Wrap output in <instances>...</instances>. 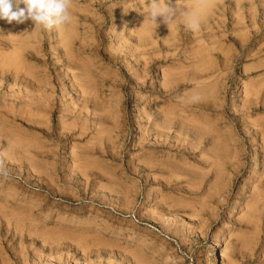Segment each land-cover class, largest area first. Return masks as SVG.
Segmentation results:
<instances>
[{
	"label": "rangeland",
	"instance_id": "1",
	"mask_svg": "<svg viewBox=\"0 0 264 264\" xmlns=\"http://www.w3.org/2000/svg\"><path fill=\"white\" fill-rule=\"evenodd\" d=\"M151 3L0 20V264H264V0Z\"/></svg>",
	"mask_w": 264,
	"mask_h": 264
},
{
	"label": "clouds",
	"instance_id": "2",
	"mask_svg": "<svg viewBox=\"0 0 264 264\" xmlns=\"http://www.w3.org/2000/svg\"><path fill=\"white\" fill-rule=\"evenodd\" d=\"M20 4H24L25 7L20 8ZM70 6L71 0H0V20H5L9 24L13 22L24 24L30 20L35 26L51 30L72 22ZM177 11L178 9L170 3V0L163 5L159 3V0H152L150 10L145 14L157 28L158 20L168 25L173 21ZM181 15L189 29L193 31L199 29L200 22L195 13L185 11L181 12ZM192 99L195 101L199 97L194 96ZM0 177L6 180L11 179L10 173L3 166H0Z\"/></svg>",
	"mask_w": 264,
	"mask_h": 264
},
{
	"label": "bare ground",
	"instance_id": "3",
	"mask_svg": "<svg viewBox=\"0 0 264 264\" xmlns=\"http://www.w3.org/2000/svg\"><path fill=\"white\" fill-rule=\"evenodd\" d=\"M199 1V0H198ZM204 1V0H203ZM206 1V0H205ZM213 9V8H212ZM194 10V9H193ZM192 10V11H193ZM201 10V9H200ZM197 11V10H196ZM193 13H195V12H193ZM197 13V12H196ZM200 13V12H199ZM208 14V13H207ZM210 15V14H209ZM215 15V14H214ZM212 18H214V17H212ZM173 26V25H172ZM171 30V29H170ZM173 32V31H172ZM147 33H146V35H145V38L147 37ZM152 35V34H151ZM153 36V35H152ZM144 37V36H143ZM133 49H135V48H133ZM141 49V48H140ZM145 49V48H144ZM217 51H219V50H217ZM15 54V53H14ZM126 55V54H125ZM129 55V54H128ZM16 57H14L11 61H12V64H14L16 61H18V54H16L15 55ZM129 57V56H128ZM131 58V57H130ZM136 59V58H135ZM118 62V61H117ZM137 62V61H136ZM78 64V63H77ZM143 66V65H142ZM145 66V65H144ZM130 67V66H129ZM120 69V68H119ZM131 71V70H130ZM121 72H122V70H121ZM209 72V71H208ZM204 73V72H203ZM11 74V73H10ZM178 76H179V74H178ZM147 77V76H146ZM37 79V78H36ZM174 79V78H173ZM29 80V79H28ZM167 80V79H166ZM14 81V80H13ZM31 81V80H30ZM135 81V80H134ZM133 81V82H134ZM173 81V80H172ZM208 81V80H207ZM11 82V81H10ZM51 83V82H50ZM136 83V82H135ZM76 84V83H75ZM213 84V83H212ZM77 85H79V84H77ZM197 85V84H196ZM214 85V84H213ZM50 86V85H49ZM91 86V85H90ZM19 87V86H18ZM23 87V86H22ZM77 87V86H76ZM164 88V87H163ZM45 89V88H44ZM48 89V88H47ZM96 89V88H95ZM23 91V90H22ZM92 91V90H91ZM97 92V91H96ZM216 94V93H215ZM27 97V96H26ZM95 97V96H94ZM208 97V96H207ZM37 98V97H36ZM209 98V97H208ZM211 98V97H210ZM81 99V98H80ZM79 99V100H80ZM203 99H204V97H203ZM206 101V100H205ZM214 101H215V99H214ZM196 102V101H195ZM191 103V102H190ZM189 103V104H190ZM183 104V103H182ZM192 104V103H191ZM242 104V103H241ZM175 105V104H174ZM168 106V105H167ZM166 106V107H167ZM177 107V106H176ZM178 108H180V107H178ZM177 108V109H178ZM169 108H167V110H168ZM174 109H176L175 107H174ZM176 109V110H177ZM183 109V108H182ZM199 109V108H198ZM173 109H171V111H172ZM179 110V109H178ZM181 110V109H180ZM196 110V109H195ZM204 110V109H203ZM202 110V111H203ZM207 110V109H206ZM186 111V110H185ZM185 111H182V113L183 112H185ZM33 112V111H32ZM196 112V111H195ZM27 113V112H26ZM25 113V114H26ZM29 113V112H28ZM177 113V112H176ZM178 113H180V112H178ZM211 113V112H210ZM34 114V113H33ZM80 114V113H79ZM189 114V113H188ZM190 114H191V111H190ZM20 115V114H19ZM83 115V114H82ZM169 115V114H168ZM77 116V115H76ZM172 116V115H171ZM191 116H194L193 114H191ZM197 116H199L198 114H197ZM8 117V116H7ZM10 117V116H9ZM25 117V116H24ZM28 117V116H27ZM35 117V116H34ZM185 117V116H184ZM186 117H188V116H186ZM35 118H37V117H35ZM191 118V117H190ZM163 119V118H162ZM200 119L201 118H199V122H200ZM191 121V120H190ZM202 121V120H201ZM203 122H205V121H203ZM96 124H97V122H95ZM138 123H140V122H138ZM200 123H202V122H200ZM94 125V124H93ZM194 125V124H193ZM178 126H180V125H178ZM207 126V125H206ZM184 127V126H183ZM85 129H86V127H84ZM157 128V127H156ZM3 129V128H2ZM211 129V128H210ZM150 130V129H149ZM205 130V129H204ZM207 130V129H206ZM160 131V130H159ZM209 131V130H208ZM213 131V130H212ZM214 132V131H213ZM261 132V131H260ZM85 133V132H84ZM103 133V132H102ZM146 133V132H145ZM210 134H211V132H210ZM173 135H171V137H172ZM212 136H214L213 134H212ZM211 136V137H212ZM170 137V138H171ZM220 138V137H219ZM162 139V138H161ZM215 139H216V137H215ZM218 139V138H217ZM169 140V139H168ZM11 141V140H10ZM17 141V140H16ZM158 141V140H157ZM164 141V140H163ZM187 141V140H186ZM21 142V141H20ZM156 142V141H155ZM163 143V142H162ZM188 143V142H187ZM16 144H17V142H16ZM158 144V143H157ZM168 144H170L169 142H168ZM190 144V143H189ZM223 144V143H222ZM22 145V144H21ZM173 145V144H172ZM176 145V144H175ZM181 145V144H180ZM224 146H225V144H223ZM169 146H171V145H169ZM186 147V146H185ZM181 148V147H180ZM10 151V150H9ZM228 153V152H227ZM226 154V153H225ZM205 159V158H204ZM206 160V159H205ZM208 160V159H207ZM78 164V163H77ZM214 165H215V163H214ZM182 166V165H181ZM219 166V165H218ZM221 168V167H220ZM212 170V169H211ZM219 171V170H218ZM169 173V172H168ZM224 173V172H223ZM223 173H220V174H223ZM165 175V174H164ZM174 176H176V175H174ZM221 175H219V177H220ZM225 176V175H224ZM162 177H163V175H162ZM166 177V176H165ZM219 177H217L218 179H219ZM167 178V177H166ZM197 180H198V178H197ZM194 181V180H193ZM166 182V181H165ZM217 182V181H216ZM190 183V182H189ZM191 183H193V182H191ZM196 185H198V184H196ZM191 187V186H190ZM222 190V189H221ZM257 190V189H256ZM259 192V191H258ZM263 194V193H262ZM223 195V194H222ZM72 196V195H71ZM257 198H259V197H257ZM256 200V199H255ZM255 200H253V202L255 201ZM258 200V199H257ZM262 200V199H261ZM262 202V201H261ZM249 203V202H248ZM260 203V202H259ZM264 203V202H263ZM255 205V204H254ZM259 205V204H258ZM235 206V205H234ZM248 206V205H247ZM262 206V205H261ZM261 208V207H260ZM261 212H263V211H261ZM254 213V212H253ZM246 214H248V213H246ZM261 217V216H260ZM246 219V218H245ZM250 222V221H249ZM20 249V248H19Z\"/></svg>",
	"mask_w": 264,
	"mask_h": 264
}]
</instances>
